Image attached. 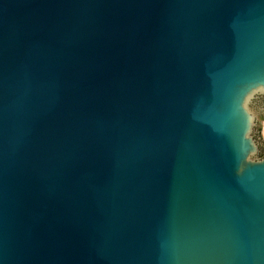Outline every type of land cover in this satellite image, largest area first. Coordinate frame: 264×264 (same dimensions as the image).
I'll use <instances>...</instances> for the list:
<instances>
[{
    "label": "water",
    "instance_id": "95a60500",
    "mask_svg": "<svg viewBox=\"0 0 264 264\" xmlns=\"http://www.w3.org/2000/svg\"><path fill=\"white\" fill-rule=\"evenodd\" d=\"M264 0H0V264H264Z\"/></svg>",
    "mask_w": 264,
    "mask_h": 264
},
{
    "label": "rangeland",
    "instance_id": "374dc122",
    "mask_svg": "<svg viewBox=\"0 0 264 264\" xmlns=\"http://www.w3.org/2000/svg\"><path fill=\"white\" fill-rule=\"evenodd\" d=\"M251 106L262 124V136L257 140V143L264 149V97L259 98Z\"/></svg>",
    "mask_w": 264,
    "mask_h": 264
},
{
    "label": "trees",
    "instance_id": "16d2710c",
    "mask_svg": "<svg viewBox=\"0 0 264 264\" xmlns=\"http://www.w3.org/2000/svg\"><path fill=\"white\" fill-rule=\"evenodd\" d=\"M257 157L258 158H263L264 157V152L262 154H259Z\"/></svg>",
    "mask_w": 264,
    "mask_h": 264
},
{
    "label": "snow or ice",
    "instance_id": "6c2138e0",
    "mask_svg": "<svg viewBox=\"0 0 264 264\" xmlns=\"http://www.w3.org/2000/svg\"><path fill=\"white\" fill-rule=\"evenodd\" d=\"M262 82H264V81H262Z\"/></svg>",
    "mask_w": 264,
    "mask_h": 264
}]
</instances>
